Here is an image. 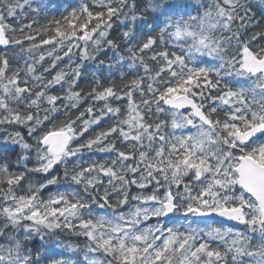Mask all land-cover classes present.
Wrapping results in <instances>:
<instances>
[{"label": "snow or ice", "instance_id": "1", "mask_svg": "<svg viewBox=\"0 0 264 264\" xmlns=\"http://www.w3.org/2000/svg\"><path fill=\"white\" fill-rule=\"evenodd\" d=\"M0 46V264H264V0H0Z\"/></svg>", "mask_w": 264, "mask_h": 264}, {"label": "trees", "instance_id": "2", "mask_svg": "<svg viewBox=\"0 0 264 264\" xmlns=\"http://www.w3.org/2000/svg\"><path fill=\"white\" fill-rule=\"evenodd\" d=\"M0 51H2V46H0ZM15 63V62H14Z\"/></svg>", "mask_w": 264, "mask_h": 264}]
</instances>
